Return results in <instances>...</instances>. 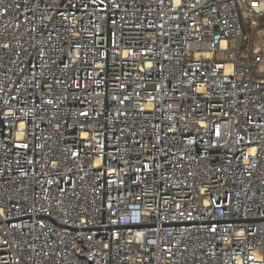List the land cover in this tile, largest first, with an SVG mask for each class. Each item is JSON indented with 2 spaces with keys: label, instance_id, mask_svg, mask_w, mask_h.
<instances>
[{
  "label": "built area",
  "instance_id": "obj_1",
  "mask_svg": "<svg viewBox=\"0 0 264 264\" xmlns=\"http://www.w3.org/2000/svg\"><path fill=\"white\" fill-rule=\"evenodd\" d=\"M0 264H264V0H0Z\"/></svg>",
  "mask_w": 264,
  "mask_h": 264
},
{
  "label": "trees",
  "instance_id": "obj_2",
  "mask_svg": "<svg viewBox=\"0 0 264 264\" xmlns=\"http://www.w3.org/2000/svg\"><path fill=\"white\" fill-rule=\"evenodd\" d=\"M247 31H249L248 29H246ZM251 32V31H250Z\"/></svg>",
  "mask_w": 264,
  "mask_h": 264
}]
</instances>
